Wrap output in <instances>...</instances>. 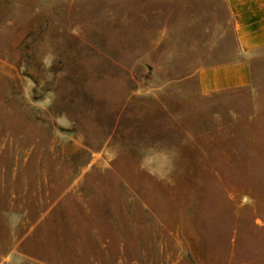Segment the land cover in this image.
<instances>
[{
    "label": "rangeland",
    "instance_id": "rangeland-1",
    "mask_svg": "<svg viewBox=\"0 0 264 264\" xmlns=\"http://www.w3.org/2000/svg\"><path fill=\"white\" fill-rule=\"evenodd\" d=\"M222 0H0V264H264V52Z\"/></svg>",
    "mask_w": 264,
    "mask_h": 264
},
{
    "label": "crops",
    "instance_id": "crops-1",
    "mask_svg": "<svg viewBox=\"0 0 264 264\" xmlns=\"http://www.w3.org/2000/svg\"><path fill=\"white\" fill-rule=\"evenodd\" d=\"M234 32L240 61L204 71L201 83L206 93L249 87L252 83V60L264 52V0H222Z\"/></svg>",
    "mask_w": 264,
    "mask_h": 264
}]
</instances>
